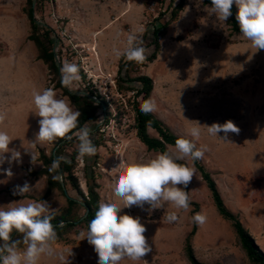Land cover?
Wrapping results in <instances>:
<instances>
[{
  "label": "rangeland",
  "instance_id": "obj_1",
  "mask_svg": "<svg viewBox=\"0 0 264 264\" xmlns=\"http://www.w3.org/2000/svg\"><path fill=\"white\" fill-rule=\"evenodd\" d=\"M5 1L4 15L0 16V111L7 118L0 130L13 138L9 147L21 152L22 162H13L11 177L3 171L10 167L8 163L0 167V207L23 199L25 203L47 201L57 209L52 220L58 233L56 256L42 257L38 264H61V254L67 264H98L93 246L87 239H79V232L87 229V180L95 187L100 202H116L123 208L119 215L140 217L152 247V252L142 258L148 264H190L188 245L200 264H253L241 247L233 223L219 215L198 171L189 183L193 195L188 211L168 202L151 211L147 204L143 209H125L124 202L115 197L118 172L113 168L120 165L116 156L122 154L127 165L148 161L158 153L149 152L137 136L135 104L144 102L143 96L137 95L142 85L134 82L139 77L153 82L150 97L157 108L151 114L176 137L206 148L201 165L216 183L228 212L242 223L264 254V50L257 51L251 41L236 33L230 17L220 21L209 14L205 8L210 6H204L203 0H184L176 21L159 36L158 47L154 33L171 19V1L176 8L180 0H63V10L57 0H37L35 8L34 0ZM131 4L138 8L134 17L138 26L133 28L125 17ZM31 8L37 21L35 30L28 18ZM74 23L82 31L79 40L73 35ZM128 34L145 42V61L115 56L114 49L126 51ZM32 36L39 40L40 47L30 41ZM92 45L99 55L97 62L90 51ZM50 53L55 55L53 63L47 60ZM153 54L157 58L150 62ZM65 61L81 67V81L70 88L61 84L60 70ZM53 86L58 98L67 97L74 109L95 117L84 126L91 129L96 155L78 159L79 141L74 133L69 135L71 139L32 143L40 119L35 114L33 92ZM67 91L76 94L78 100L73 102ZM193 121L201 126L232 121L240 131L229 132L225 141L223 132L216 137L202 128L197 140L189 135L194 127L189 122ZM149 133L151 137L156 135ZM167 150L177 151L175 147ZM52 156L65 158L60 164L63 175L59 169L49 172ZM179 162L192 165L190 157ZM69 163L73 166L66 171ZM25 181L33 186L32 191L13 195L16 186ZM68 198L77 203H68ZM196 205L207 217L200 226L191 219L197 213ZM171 212L176 213V221L167 220ZM195 226L199 235L189 239ZM12 238L22 236L13 232ZM120 264L143 262L125 259Z\"/></svg>",
  "mask_w": 264,
  "mask_h": 264
},
{
  "label": "clouds",
  "instance_id": "obj_2",
  "mask_svg": "<svg viewBox=\"0 0 264 264\" xmlns=\"http://www.w3.org/2000/svg\"><path fill=\"white\" fill-rule=\"evenodd\" d=\"M233 5L238 9L235 19L240 34L251 41L257 51L264 50V0H211V6L205 10L214 14L218 20L227 21L232 16ZM127 45L123 53L118 49L113 50L117 58L123 56L127 61L135 62L147 59L148 48L143 39L128 34ZM60 71L61 84L64 87L70 88L82 79L81 67L77 63L65 61ZM33 103L35 114L40 117L39 131L33 144L72 138L69 133L78 128L81 113L71 106L67 97L58 98L53 86L45 88L42 92L34 91ZM156 108L155 100L150 97L142 103L140 110L148 114ZM6 118V113L0 111V124H3ZM100 122L102 120L97 121ZM189 123L194 125L189 130V135L197 140L202 128H206L210 135L216 137L218 133L223 132L222 139L225 141L229 132L238 134L240 131L232 121H226L224 124L213 123L211 126H201L198 121ZM74 135L79 141L78 159L96 155L98 149L90 138L91 129L87 124L79 127ZM12 141L13 138L8 132L0 130V167L5 163L9 164L10 167L3 170L9 177L13 175V162H22L21 152L9 147ZM171 147L168 146L169 149ZM175 149L176 152L165 150L157 153L155 158L145 162H132L126 166L120 164L113 168V171L118 172L114 195L124 202V208L137 206L143 209L147 204L151 211L163 208V202H168L178 210L190 209L188 185L196 173L195 161L204 158L206 148H198L192 140L178 138L175 141ZM31 157L32 163H35L36 157L32 153ZM187 157L191 158V166L178 163ZM64 159L63 156L56 157L48 169L49 172H56ZM32 189L33 186L25 181L22 186H16L13 195L24 196ZM122 209L116 202L101 201L87 229L79 232V239H87L93 246L98 256V264H120L125 259L148 264L147 260L142 259L152 252V247L144 235L147 229L141 223L140 217L119 215ZM56 212L57 209H52L50 204L43 200L25 203L22 199L0 207V264H38L42 257H55L54 245L58 240V233L52 220ZM177 218L175 212L167 215L169 222L176 221ZM191 219L194 224L200 226L206 223L207 217L197 212ZM13 232L21 234L22 239H13ZM21 245L25 247L21 248ZM59 259L61 264H67L64 255L61 254Z\"/></svg>",
  "mask_w": 264,
  "mask_h": 264
},
{
  "label": "trees",
  "instance_id": "obj_3",
  "mask_svg": "<svg viewBox=\"0 0 264 264\" xmlns=\"http://www.w3.org/2000/svg\"><path fill=\"white\" fill-rule=\"evenodd\" d=\"M30 2L32 0H29ZM33 4V3H32ZM204 6H211V0H203ZM184 6V0H180L179 4L174 7V3L171 1L169 4L170 10H172V17L171 19L162 25L161 27L157 28L154 35H155V45L158 47V41H159V36L161 35L162 31L167 29L173 22L176 21L177 17V12L181 11ZM232 16L230 17V23L232 26V29L236 33H240L239 31V25L235 19L237 10L233 6L232 9ZM165 15H161L160 17H164ZM28 18L29 21L32 25L33 30L37 28V21L34 17V11L31 8L28 13ZM30 41L35 42L39 47H40V42L37 38L31 37ZM54 57L55 55L53 53H50L47 55V60L48 62L53 63L54 62ZM157 58V55L153 54L151 59H149L150 62H154ZM59 68H57L58 70ZM134 82L141 84L142 88L140 90H137V95L138 96H143V101L147 100L150 98L151 93L153 92V82L152 79L148 77H139L137 78ZM65 94L73 101L76 102L78 100V96L74 93H69L68 91L65 92ZM141 104L136 103L135 104V113H136V124H137V131H138V138L141 141V143L147 148L149 152H158L162 153L165 150H167V146L171 145L172 147H175V141L178 139L175 135H173L168 129L165 128V126L153 115L150 113L144 114L141 112ZM82 118L81 121H79L78 128L74 129L72 133H69V135L75 133L76 131L79 130V127H83L86 122L89 121H94L95 117L93 115H87L86 113L81 114ZM155 130L158 135L159 139L153 138L149 135V129ZM66 140V139H64ZM56 157L52 156L50 161L51 164L53 160H55ZM178 163H181L178 161ZM185 164V163H183ZM66 171L71 170L72 168V163L66 164L65 165ZM196 171H198L201 175L202 180L206 183L208 189L210 190L213 198L214 205L219 213V215L226 221H230L233 223L234 230L236 231V234L238 236L239 242L241 244L242 249L245 251L247 254L248 259L253 263V264H264V254L259 250L257 247L256 243L254 240L249 236V234L244 230L245 228L243 227L242 223L234 217L230 212L225 207V203L219 193L218 187L216 183L213 181L212 177L210 176L207 171H205V168L201 165L200 160L195 161L194 164ZM61 174L63 175V171L61 167L59 168ZM61 188L62 185L59 184ZM87 186H88V200L85 201V207L87 210H89V213L85 219V224L88 227V224L90 221L94 218L96 211L98 210L99 203H100V196L99 194L95 191V187L92 185L90 186L89 180H87ZM77 189V187L75 186ZM189 191V185L188 189ZM68 203L70 204H76L77 201L74 199L68 198ZM196 212H199L198 210V205H196ZM69 227H75V224H69ZM196 226L193 229L192 233L190 234L189 239L195 237L197 230L195 229ZM187 257L189 259L190 264H200L198 260L196 259L193 248L188 245L187 247Z\"/></svg>",
  "mask_w": 264,
  "mask_h": 264
},
{
  "label": "crops",
  "instance_id": "obj_4",
  "mask_svg": "<svg viewBox=\"0 0 264 264\" xmlns=\"http://www.w3.org/2000/svg\"><path fill=\"white\" fill-rule=\"evenodd\" d=\"M2 2V5H0V6H2V10H0V12L2 13H0V16H3L4 14V10H3V8H4V6H5V0H0V3ZM85 2V1H84ZM92 2H93V0H92ZM135 6H132V4H131V10L129 11L130 13H128V14H126L125 15V17H126V19H127V23L129 24H131V26H132V28L133 27H135V26H138V22L136 21L137 19H135L134 17L135 16H137L136 14L138 13V8L136 7V9L134 8ZM127 10L129 9V6L126 8ZM126 10V11H127ZM94 36V35H93ZM158 119V118H157ZM159 121H160V119H158ZM150 131H152V132H154L156 135L153 137V138H156V139H159V135H158V133L155 131V130H153V129H149V131L148 132H150ZM150 134V133H149ZM167 148H168V146H167ZM193 186L191 187L190 186V188H189V194H190V197H192V195H193ZM200 213H202L201 211H200ZM203 214V213H202ZM197 235H199V231H198V234H196V237H197Z\"/></svg>",
  "mask_w": 264,
  "mask_h": 264
},
{
  "label": "bare ground",
  "instance_id": "obj_5",
  "mask_svg": "<svg viewBox=\"0 0 264 264\" xmlns=\"http://www.w3.org/2000/svg\"><path fill=\"white\" fill-rule=\"evenodd\" d=\"M57 3L60 5V9L63 10V5H64V2L63 0H57ZM75 27L73 29V35L75 36V39L76 40H79V37H81V33L82 31L80 32L79 29H76L77 26H75V23H74V26ZM95 48V49H94ZM90 51L93 53L94 55V59L96 60V62L98 61V57L99 55L97 54V49L94 45H92V47L90 48ZM89 51V52H90ZM90 52V53H91ZM93 57V56H92ZM158 85V84H156ZM159 112V111H158ZM116 159L118 161L119 164H122V165H125L126 166V163H125V160H124V157H122V154H119L118 156H116ZM125 209H130V208H125ZM133 217V216H132Z\"/></svg>",
  "mask_w": 264,
  "mask_h": 264
},
{
  "label": "water",
  "instance_id": "obj_6",
  "mask_svg": "<svg viewBox=\"0 0 264 264\" xmlns=\"http://www.w3.org/2000/svg\"><path fill=\"white\" fill-rule=\"evenodd\" d=\"M36 3H37V0H34L33 4H32L33 8H35ZM62 187H63V189H65V185L64 184H62ZM65 193H66V190H65ZM88 213H89V210H87V215H88ZM87 215H86V217H87ZM86 217H85V219H86Z\"/></svg>",
  "mask_w": 264,
  "mask_h": 264
}]
</instances>
